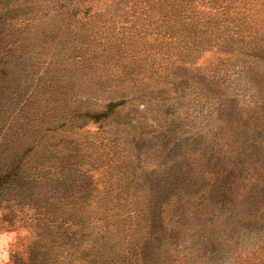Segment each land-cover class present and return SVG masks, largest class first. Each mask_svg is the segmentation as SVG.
<instances>
[{
	"label": "rangeland",
	"instance_id": "1",
	"mask_svg": "<svg viewBox=\"0 0 264 264\" xmlns=\"http://www.w3.org/2000/svg\"><path fill=\"white\" fill-rule=\"evenodd\" d=\"M129 6L127 0H0V16H10L0 18V264H87L88 248L74 233L104 230L92 221V211H106L104 193L165 186L188 193L200 182L187 166L159 164L174 156L179 137L167 132L166 113L181 119L182 140L193 118L203 126L202 94L207 88L230 94L211 77L238 55L211 46L189 59L160 60L154 18L132 14ZM231 80L248 101V85ZM116 100L124 103L110 117L84 116ZM112 231L106 228L105 237ZM255 232L230 233L241 246L234 261L216 243L206 247L210 264L264 257V233Z\"/></svg>",
	"mask_w": 264,
	"mask_h": 264
},
{
	"label": "trees",
	"instance_id": "2",
	"mask_svg": "<svg viewBox=\"0 0 264 264\" xmlns=\"http://www.w3.org/2000/svg\"><path fill=\"white\" fill-rule=\"evenodd\" d=\"M127 1L132 14L154 18L153 42L160 60L189 59L193 50L211 46L238 55L211 77L231 92L212 93L207 88L202 94L205 122L201 126L193 118L183 140L177 132L181 119L166 113L165 121L174 130L167 132L179 137L174 141V156L159 164L171 165V170L187 166L201 183L197 181L188 193L167 186L158 191L104 193L106 211H92L93 226L101 224L104 230L81 232L84 228L77 227L74 234L88 248L87 264H210L206 247L213 243L234 261L241 246L229 236L233 229L264 233V0ZM3 16L10 17L3 14L1 20ZM2 67L0 62V72ZM231 76L248 85V101L239 98L240 84L228 85ZM123 103L109 102L104 110L84 116L101 121ZM108 227L112 238L105 237ZM256 258L238 264H264V257Z\"/></svg>",
	"mask_w": 264,
	"mask_h": 264
}]
</instances>
